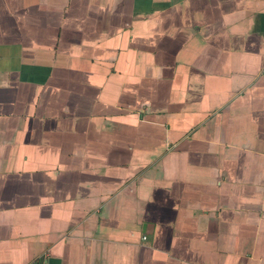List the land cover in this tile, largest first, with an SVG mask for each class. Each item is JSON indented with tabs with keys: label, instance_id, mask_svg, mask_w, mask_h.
<instances>
[{
	"label": "crops",
	"instance_id": "0c3cea01",
	"mask_svg": "<svg viewBox=\"0 0 264 264\" xmlns=\"http://www.w3.org/2000/svg\"><path fill=\"white\" fill-rule=\"evenodd\" d=\"M0 264H264V0H0Z\"/></svg>",
	"mask_w": 264,
	"mask_h": 264
}]
</instances>
